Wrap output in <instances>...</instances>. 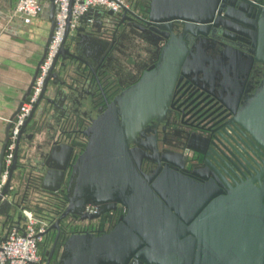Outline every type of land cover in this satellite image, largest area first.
<instances>
[{
    "label": "water",
    "instance_id": "water-1",
    "mask_svg": "<svg viewBox=\"0 0 264 264\" xmlns=\"http://www.w3.org/2000/svg\"><path fill=\"white\" fill-rule=\"evenodd\" d=\"M260 2L148 0L143 18L137 7L123 10L128 17L117 23H103L110 12L96 18L89 10L86 16L95 17L89 30L80 26L68 35L66 27L42 90L16 135L0 192L3 224L18 222L25 203L43 218L44 235H53L44 264L53 255L54 264H264V162L254 170L243 161L233 129L216 128L203 136L178 131L174 138L180 148L163 153L162 164L148 175L138 170L155 144L143 143L137 158L128 148L134 128L164 117L166 101L178 87L189 93L185 100L202 97L229 112L241 96H249L234 124L264 151ZM53 10L51 4L43 51ZM123 20L153 28L161 38L138 54L139 67L129 71L128 83L113 89L106 38ZM174 23L181 24L177 36ZM198 40L207 45L194 52ZM16 112L5 127L0 167ZM185 150L191 151L189 159L180 153ZM14 173L24 182L22 194L10 188ZM36 186L63 193L59 211L54 204L27 200L26 192ZM86 207L94 213H86ZM208 224L221 228L222 238L218 234L207 243Z\"/></svg>",
    "mask_w": 264,
    "mask_h": 264
},
{
    "label": "flooded vegetation",
    "instance_id": "flooded-vegetation-1",
    "mask_svg": "<svg viewBox=\"0 0 264 264\" xmlns=\"http://www.w3.org/2000/svg\"><path fill=\"white\" fill-rule=\"evenodd\" d=\"M260 5L264 7V0H260ZM148 0H126L127 10L134 12L137 7H139L138 17L143 18L145 15L143 12L147 6ZM128 17V14H124L123 12L118 15H112L111 17L102 18V22L114 21L117 23L120 19H124ZM105 19V20H103ZM94 21V20H93ZM93 23V22H92ZM112 23H109V25ZM180 23H174V35L177 36L179 34L178 30L180 28ZM161 36L157 34L155 29H151L146 27L140 22L135 20L125 21L123 20L121 26L114 32L113 35H109L106 38L111 45L109 59L107 61L106 66L111 70V76L109 78V88L113 89L119 88L124 82H126V78L124 80H119L117 78V64L120 56L127 57L128 69H133V67H139L137 63V56L148 46V42L157 43L158 39ZM206 43L202 40H198L194 43L193 51L201 48L202 50L206 48ZM123 48V50L120 49ZM124 53V54H123ZM123 54V55H122ZM155 57V54L152 55V60ZM116 71V72H115ZM114 72V73H113ZM128 83V82H126ZM178 87L174 88L170 99L166 101V106L164 109V117L159 121H151L146 127L139 129L136 128L133 131L136 134L133 136L132 140L128 143V148L132 150V154L134 158L138 157L139 152L145 150V147H142L143 143L155 144V149L147 151L148 159H145L143 164L141 162L139 166V174L148 175L153 172L158 165L162 164L161 157H163V153L167 151H174V146L180 148L176 144L181 143L179 139L174 138L175 134L177 135L178 131H182L184 134H196V136L200 135H208V131L213 129H221L225 128V126H229L233 131L231 134H235L237 136V147L240 150V156L243 158V161H246L248 164L252 166L255 170L258 167H261L264 162V151L259 148L256 143L250 138V136L240 129L238 126L234 124V118L240 112L239 108L244 107L247 102L250 100L249 96H241L238 100L237 107L233 108V112H229L227 110L224 111L223 108L217 109V105L213 106V102H208V99L201 100L202 97L197 99H193L194 96L187 98L189 93L184 92V88L177 91ZM99 102H101L100 97L98 96ZM193 100V101H192ZM237 102V101H236ZM233 101H231V105H233ZM239 111V112H238ZM223 125V126H221ZM235 128V129H234ZM81 149L83 147V142L79 143ZM151 148V147H150ZM152 149V148H151ZM182 156L187 155L191 156L190 150H185L181 152ZM189 159V158H188ZM187 159V160H188ZM159 161V162H157ZM51 187L52 184H47L46 187ZM37 193L41 202V204L51 203L56 207V212L60 210L61 201L63 199V193L58 192L56 194H52L48 191H44L39 189V186H36L33 190ZM32 191V192H33ZM45 207V206H44ZM120 210L119 206H116V211ZM206 229V241L207 243H211L212 236L220 235L221 228H212L211 224L207 225ZM220 230V231H219ZM53 236V235H52ZM51 234H47L43 236L44 239H48L49 242L52 241ZM42 240V242H43ZM49 248L47 249V252ZM54 255L51 257L50 262L48 264H54ZM44 257H41V260L44 264Z\"/></svg>",
    "mask_w": 264,
    "mask_h": 264
},
{
    "label": "built area",
    "instance_id": "built-area-1",
    "mask_svg": "<svg viewBox=\"0 0 264 264\" xmlns=\"http://www.w3.org/2000/svg\"><path fill=\"white\" fill-rule=\"evenodd\" d=\"M42 1L14 0L6 18V26L14 21L22 26L29 25L31 20L42 12ZM51 4L54 10L50 40L36 67L28 94L20 104L8 129L0 167V192L8 176L17 132L42 90L43 81L61 44L65 28H68V35H72L80 26L91 25L93 19L86 16L89 10L96 12V9H102L105 13L118 15L127 8L126 0H51ZM81 17H85L83 23L80 21ZM84 211L94 213L91 207H86ZM20 217L23 220L21 226L13 223L5 225L3 240L0 239V264H43L38 252L47 224L37 219L27 208L20 210Z\"/></svg>",
    "mask_w": 264,
    "mask_h": 264
},
{
    "label": "crops",
    "instance_id": "crops-1",
    "mask_svg": "<svg viewBox=\"0 0 264 264\" xmlns=\"http://www.w3.org/2000/svg\"><path fill=\"white\" fill-rule=\"evenodd\" d=\"M13 2L14 0H0V148L4 140L5 127L8 121L27 96L26 93L36 72V67L41 60L43 46L49 31L48 13L51 3L48 0L42 1V12L33 18L29 25L22 26L17 21H14L11 25L6 26V18ZM90 17L95 20L93 15ZM82 27H85V25H82ZM85 28L86 31L89 30V27L86 26ZM120 49L123 50L121 47ZM127 59V57L120 56L118 60L117 75L115 76L119 80L127 78L130 71ZM29 132L30 130L26 131V133ZM48 134L49 137L53 136L52 131H49ZM41 135L44 136V133ZM35 136L37 137V135ZM23 185L24 182L18 174L14 173L10 188L22 194ZM32 191L26 192L28 195H26L27 200L42 201L38 199L37 193L39 192ZM24 205L30 211L32 210L28 204L25 203ZM42 207L44 206L42 205ZM37 219L46 222L39 216ZM2 222L3 220L0 217V223ZM22 223L23 220L13 222L14 225L18 226H21ZM5 224H3L4 227ZM0 225L2 228V224ZM4 227L1 230L3 232L0 234V239L5 234Z\"/></svg>",
    "mask_w": 264,
    "mask_h": 264
},
{
    "label": "rangeland",
    "instance_id": "rangeland-1",
    "mask_svg": "<svg viewBox=\"0 0 264 264\" xmlns=\"http://www.w3.org/2000/svg\"><path fill=\"white\" fill-rule=\"evenodd\" d=\"M105 14V12L102 10V9H96V18L97 17H102L103 15ZM36 217V216H35ZM22 220V218L19 220V221H21ZM18 221V222H19ZM96 223H99V222H97L96 221ZM95 222H94V225L96 224ZM1 224V223H0ZM6 225V224H5ZM100 226H101V224H100ZM3 222H2V228H1V225H0V234H1V232H3V231H1V230H3ZM51 245V242H49V240L48 239H44L43 240V242L40 244V246H39V252H38V254H39V257L41 258H43L44 256H45V254L47 253V249L49 248V246ZM53 260H54V258H53Z\"/></svg>",
    "mask_w": 264,
    "mask_h": 264
},
{
    "label": "trees",
    "instance_id": "trees-1",
    "mask_svg": "<svg viewBox=\"0 0 264 264\" xmlns=\"http://www.w3.org/2000/svg\"><path fill=\"white\" fill-rule=\"evenodd\" d=\"M6 229V227H4Z\"/></svg>",
    "mask_w": 264,
    "mask_h": 264
}]
</instances>
